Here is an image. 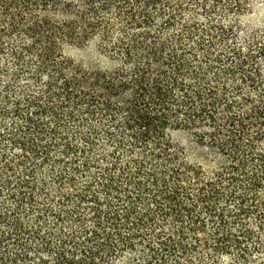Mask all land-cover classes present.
<instances>
[{"label":"trees","instance_id":"obj_1","mask_svg":"<svg viewBox=\"0 0 264 264\" xmlns=\"http://www.w3.org/2000/svg\"><path fill=\"white\" fill-rule=\"evenodd\" d=\"M239 0H0V264H264V42ZM97 40L111 67L65 54Z\"/></svg>","mask_w":264,"mask_h":264},{"label":"rangeland","instance_id":"obj_2","mask_svg":"<svg viewBox=\"0 0 264 264\" xmlns=\"http://www.w3.org/2000/svg\"><path fill=\"white\" fill-rule=\"evenodd\" d=\"M242 11L237 15L241 37L264 42V0H239ZM65 54L86 68L111 67V61L101 51L97 40L82 45H70Z\"/></svg>","mask_w":264,"mask_h":264}]
</instances>
